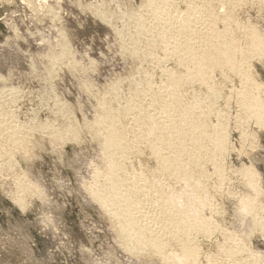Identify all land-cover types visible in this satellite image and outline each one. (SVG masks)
I'll use <instances>...</instances> for the list:
<instances>
[{"label": "rangeland", "instance_id": "obj_1", "mask_svg": "<svg viewBox=\"0 0 264 264\" xmlns=\"http://www.w3.org/2000/svg\"><path fill=\"white\" fill-rule=\"evenodd\" d=\"M26 1L0 0V88L4 86L1 94H5L7 97L2 95L3 98L8 99L14 92L12 95L16 99L10 104L15 113V119L24 126L26 123L28 136L30 130L33 131L30 133V140H27V137L24 146L28 150L20 147L23 150L18 148V151L12 152L11 160L5 162L4 168L0 169V264H164L152 253L146 252V255L144 252L136 255L126 250L116 231V223L111 221L92 198L90 199L86 186L91 184L94 168L99 166L101 161L97 140L83 128L77 140H51V130L47 131L50 124H53V129L67 127L69 120L83 127L84 118L92 116L90 113L97 105V97L106 93L105 91L108 92L111 83L116 81L121 83L119 87L123 90H120L122 98L129 92V76L141 62L139 64L122 51L120 43L123 39L125 40L127 32L132 27L125 29V24L122 23L126 19L122 17L124 20L122 21L120 16L130 12L132 8L135 9L134 7L136 5L138 7L144 0H30V2L28 0L27 3ZM232 4L228 5L230 8L224 5L225 10L220 8L218 11L223 13L228 7L232 18L239 19L235 18V21L237 23L240 21V24L238 23L240 26L243 27L246 23L249 26L255 25L254 29L257 26L256 30L260 32L264 40V1L243 0L240 6L233 4L235 7ZM179 7L183 9V4ZM100 12L108 16V20L103 21V17L98 16ZM109 20L110 22H107ZM220 27L222 28V25ZM231 30L232 36L236 31L234 35L240 38V33L234 25ZM123 31L126 32L123 33L124 37L121 34ZM60 41L67 44L72 59L53 64L57 66V68L53 66V70L50 69L52 62H50L49 52H55ZM243 45L241 44L242 48ZM258 50L263 52L264 46L259 47ZM258 50L256 54L261 53ZM263 54H259L262 55L261 57H256L258 54L252 55L250 59L247 57L249 65L246 66L249 69L244 63L243 70L251 74V76L248 75L251 77L249 83L257 82L252 85L254 88L257 87L258 92V86L261 87L259 94L264 99ZM157 56L161 57L162 62H153V65L157 63L158 67L162 66L164 69L167 66V70L168 67L176 69L178 66L177 61L172 58V60L170 58L163 60L161 53ZM145 61L152 62L149 58ZM145 61L144 63L142 61L143 68L141 67L138 71L141 74L135 71L138 74L134 72L135 76L138 78L152 73L151 75H154L150 78L156 83L155 85L162 83L159 81V76L163 74H160L162 68L159 67L158 70L156 64L154 65L156 69L153 66L152 68L149 63L145 65L147 64ZM163 61L167 62L163 63ZM69 62L73 64V68L70 67ZM164 69H162L163 72ZM143 71L146 73L143 74ZM232 75L235 74L227 70L218 71L214 75V82L217 88L221 89V92L219 91L221 98L217 99L215 106V109H219L218 112L221 111V113L216 115L218 117L221 115L222 121L225 119L224 127L227 130L225 131L227 150L221 159L224 174L221 183L223 184L216 182L217 175L212 170V166L206 165L207 172H210L209 184L213 185L210 194L214 197L211 201L214 213L212 214V210L210 213L217 231L212 232L211 237H206L207 239L201 235L196 237L199 253L202 251L200 255L208 259L216 257L218 264L227 262L223 250L236 240L242 241L246 246L240 253L244 258L251 253L264 255V230H261V228L264 229V123H258L251 117L241 118L243 113L237 99L240 97L238 93L246 90V88L239 90L244 88L242 82L245 78L241 77L242 74ZM154 79H157L156 82ZM220 85L221 87H218ZM248 86L251 87L250 84ZM190 88L192 91L202 87L199 88L198 84H194ZM254 88L251 90L256 91ZM191 91L189 89V92ZM60 104L63 105L64 110H68L65 117L61 116L62 112L57 111ZM67 115H69L68 118L70 117L68 120ZM215 117L211 116L209 121L207 120L208 123L211 121L209 125L215 124L217 118ZM40 123H43L46 128L48 126L45 132L43 124ZM38 124L43 129H40ZM242 124L247 129L243 128ZM32 127L35 129H31ZM27 142L30 145H27ZM149 158L150 156L146 153L138 159L133 158L135 161L132 160L134 162H131L134 165L132 167L144 172L153 170L155 164ZM249 174L258 176L251 177ZM18 180L20 183L24 181L25 186L31 189L19 188ZM253 181L257 183L256 186L254 185V190H257L259 186L256 192L248 183ZM254 193L253 199L257 201L255 212L261 227L258 226V230L253 229L256 231L247 228L249 230L245 229L242 234V227H238L237 223L238 207L242 197L246 198V195H254ZM233 236L236 238L234 239ZM223 245L226 246L222 248Z\"/></svg>", "mask_w": 264, "mask_h": 264}, {"label": "bare ground", "instance_id": "obj_2", "mask_svg": "<svg viewBox=\"0 0 264 264\" xmlns=\"http://www.w3.org/2000/svg\"><path fill=\"white\" fill-rule=\"evenodd\" d=\"M242 1L144 0L142 4L138 2L140 4H138V7H136L137 5L133 6L135 9L132 8L130 12L120 16L122 21L126 19L122 23L125 24V26L123 25L124 28L126 27L125 29L129 26V28L132 27L127 32L128 37L125 35V40L122 37H124L123 33L126 32H121L123 36L120 37L125 41L122 40V43H120L122 51L128 57L135 59L136 62L138 61L139 64L140 62L143 64L149 58L152 62L145 61L147 63L145 65L149 63L151 67H154L155 64L158 67L157 63L162 62L160 61L161 57L157 56L158 53H161L163 60L172 58L177 61L178 66H176L175 61L173 62L176 69L168 67L167 70V66L165 69L159 66L164 69L163 72L160 68V74L163 73L164 76L160 75V80H158L162 83L155 85L156 83L150 78L154 75H151L152 73L146 75L144 74L146 72L143 71L144 75L142 77L137 78L135 76V71L139 74V69L143 68L140 64L135 67L133 73L129 76V92L123 96L124 98L121 96L122 92L120 93V90H122L120 89L121 83H118L119 81L111 83L109 91H105L106 93H102L97 97V105L93 108L94 114H92V111L90 113L91 117L84 118L83 127L77 125L73 120H69L67 127H55L53 129L51 122L49 123L50 128L47 126V131L51 130L52 135L48 133L52 137L50 138L49 135L51 140H77L82 128L86 129L94 137L93 139L97 140L101 152V161L99 160L100 165L94 168L91 184L86 186L88 194L89 197L91 196L90 199L92 198L105 211L111 221L116 223V231L120 240L125 249L132 254L152 253L161 259L164 264H218L216 257H211L212 259L202 257L200 255L202 251L199 253L198 244H196V237L199 235L203 238L209 237L217 229L210 213L211 210L212 214L214 213L213 202H211L214 197L210 194L213 185L209 184L210 172H207V164L212 166V170L217 175L216 182L223 184L221 182L224 178L221 165L223 161L221 159L222 155L226 153L225 150H227V136L225 137L227 135L225 131L227 130L224 127V124H226L224 123L225 119L222 121L223 117L220 115L222 117L220 119L216 115V113H221V111L218 112V107V110L215 109L217 99L221 98L219 94L221 89H218L214 82L215 73L227 70V72L229 71L237 76L241 74V77L244 76V81L242 82V78L240 80L244 88L239 90L245 88L246 90H242V93L237 90L241 93H238L239 99H237L238 94L236 93V99L239 100L241 112L243 113L241 118L251 117L258 123H264V99L259 94L261 87L257 84L258 92L257 87L254 88L253 86L257 82L252 83L253 85L249 83L251 82V74L246 71V75L243 70L244 63L245 66L249 65L247 60L253 57L252 55L262 56L259 54L264 53V51L261 52V49L258 50V48L264 46V40L260 32L258 33L256 30L257 26L255 29V25L252 24V26L251 23V26L247 23L248 26L244 24L246 27L240 26V21H238V24L235 21L236 17L233 19L232 13L228 9L231 6L230 4L240 6ZM180 4H183V9H180ZM233 4L232 6H234ZM224 5L230 6L227 7L226 11L220 13L218 9L223 8ZM98 16L103 17V21L108 20V16L101 12ZM122 17L124 18L122 19ZM107 22H110V20ZM232 25L240 33V38L234 35L236 31L233 32L232 36ZM238 32L237 34H239ZM241 44H244L243 48ZM257 50L261 53L256 54ZM49 53L50 62H52L48 61L52 65L50 69H53L56 63L72 59V54L69 53L65 42H61L55 52ZM153 62L157 63L153 65ZM70 65L73 68V64L70 63ZM163 65L165 66V64ZM74 67L77 69L76 66ZM54 68H57V66H54ZM150 70L154 71L153 69ZM220 74L224 78L223 74ZM161 76L165 79L163 80ZM225 78L228 79L229 77ZM194 84H198L199 88H202L191 91L190 87ZM249 84L256 91L251 90L253 88L249 87ZM221 85L218 87H221ZM2 88H0L1 170L4 168L5 162H9L13 157L11 156L12 152L24 147L27 137V140H30L29 136L32 131L30 130L28 136L29 131L25 128L26 123L23 121L24 126L15 119V113L11 109V104L16 99L12 95L14 92L7 99L5 94H1ZM189 89L191 92H189ZM229 90L232 91V89ZM2 95L6 96L4 97L6 100ZM226 99H228L227 96ZM225 101L223 100L224 103ZM227 101L229 102V99ZM227 101L226 103H228ZM64 109L61 105L57 108V111L62 112L64 115L62 113L58 114L65 117L68 110ZM68 116L67 120L70 118ZM211 116L217 117H215V124L211 123L214 124L212 126L209 125L211 121L208 123ZM40 124L38 125L40 126ZM44 128L45 132L47 128ZM28 129L30 128L28 127ZM31 129L35 128L32 127ZM40 129H43L42 126H40ZM29 142H27V145H30ZM25 149L27 147H24ZM143 153L148 154L155 164V168L145 171L146 173L144 170L138 169L137 166V169L132 167L134 166L132 164L134 163L132 162L133 158L138 159ZM249 175L251 176V174ZM253 179L255 180V178ZM21 182L17 186L19 185V188L23 190L28 189L25 186L26 183ZM248 183H250V187H253V191L259 190V186L257 190H254V185L257 184L255 181ZM215 186L217 187V185ZM246 196V198H241V204L237 211V223L239 224L238 227H242V234L247 228L253 230L261 227L259 226L257 212H255L257 211L255 210L257 209V201L253 199L255 193ZM236 225H234L235 228H237ZM261 230L264 229L261 228ZM233 238L236 237L233 236ZM225 246L223 245L222 248ZM244 247L246 246L243 245V242L238 240L229 244L223 250L227 257V262L224 264H264V255L251 253L248 256L246 255V258L241 256L240 253L242 249L245 250Z\"/></svg>", "mask_w": 264, "mask_h": 264}]
</instances>
